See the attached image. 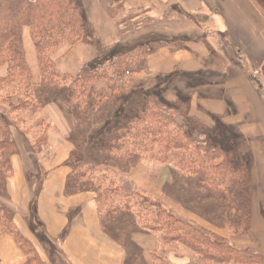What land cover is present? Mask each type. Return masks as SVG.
I'll use <instances>...</instances> for the list:
<instances>
[{"label": "crops", "instance_id": "1", "mask_svg": "<svg viewBox=\"0 0 264 264\" xmlns=\"http://www.w3.org/2000/svg\"><path fill=\"white\" fill-rule=\"evenodd\" d=\"M110 4L111 0H85L101 43L117 45L152 36L168 39L169 43L147 57L151 75L176 78L174 85L181 92L202 95L197 105L221 117L223 125L235 128L249 144L254 159L250 170L253 194L250 240L245 243L264 257V97L259 91L264 90L263 13L253 0H123L121 12L112 19ZM193 16L206 22L195 21ZM28 34L25 29L24 42ZM229 46L238 55L234 60L227 53ZM64 47L52 56L64 75L75 76L96 56L91 46ZM245 65L260 71L261 79L253 82ZM4 76L6 68L0 72V77ZM199 79L202 81L197 82ZM15 141L18 153L11 158L13 175L0 202L13 211L17 230L30 241L40 232L59 247L57 254L65 264H125L123 247L102 230L95 196L66 193L71 173L66 165L72 151L69 142L51 137L45 150L27 152L19 139ZM33 167L43 174L36 200L29 180L36 176ZM144 239V251H156V238L146 235ZM35 249L41 256L36 245ZM169 260L186 264L183 259ZM26 262L13 238L0 232V264Z\"/></svg>", "mask_w": 264, "mask_h": 264}, {"label": "trees", "instance_id": "2", "mask_svg": "<svg viewBox=\"0 0 264 264\" xmlns=\"http://www.w3.org/2000/svg\"><path fill=\"white\" fill-rule=\"evenodd\" d=\"M254 1L264 10V0ZM193 19L199 21L202 18L193 16ZM25 29L31 32L37 51L41 74L38 83L34 82L27 63ZM92 35L91 24L84 18L82 6L75 0H0V69L6 67L7 70L6 77L0 79V99H3L1 94L6 93L7 100L17 104L21 111L30 108L40 112L50 103L64 98L67 113L76 122L77 128L72 137L77 139L78 146L66 162L71 168L66 193L76 191L77 183L86 177L93 159H104L109 164H129L141 157L140 152H148L164 163L171 162L173 158L176 163L174 172L178 177L197 180L204 192L230 199L233 188L228 186V182L232 174H228L231 173L228 163L219 160L221 153L217 147L192 148L191 140L183 129L176 126L175 116L165 104H158L152 99L127 104L121 102L125 86L120 83L123 75H131L137 66L136 51L129 55L132 59L126 55L116 59L112 77H107L111 64L77 76L58 71L51 53L69 38L88 41ZM153 51L143 47L140 49L144 54L141 59L144 56L147 58ZM4 102L1 101V104ZM12 126L11 121L0 113V197L13 175L11 158L18 153L11 133ZM38 143L39 149L33 147L35 152L45 148L46 137L43 136ZM73 158L76 159L75 164ZM113 193L119 201L115 204L116 200H112L110 208H107L105 200L97 198L101 221L104 207L109 215L118 212L123 216L132 215V210L124 209L122 203L129 207L131 199L137 195L122 186L116 187ZM144 202L151 207L146 210L151 228H143L160 234L161 240L170 238L174 242L189 244L192 251L213 264L226 257L229 251H234L219 246L213 239L210 240L209 234L205 235L161 203L150 202L147 198ZM226 204L227 210H234L231 204ZM0 232L13 238L24 253L26 264H40L36 260L33 263L29 261L30 253L24 247V241L28 240L15 227L13 211L1 202ZM36 255L40 257L38 253Z\"/></svg>", "mask_w": 264, "mask_h": 264}, {"label": "rangeland", "instance_id": "3", "mask_svg": "<svg viewBox=\"0 0 264 264\" xmlns=\"http://www.w3.org/2000/svg\"><path fill=\"white\" fill-rule=\"evenodd\" d=\"M75 1L82 6L84 18L91 24L93 35L88 41L83 39H76L75 41V39L69 38L62 42L51 53V59L56 67L57 64L53 57L55 58V52L58 49L62 46H65V49L83 44L93 47L96 50V56L89 64L82 67L78 74L111 64L112 68L108 70L107 77H112L116 59L122 55L131 58L129 55L136 51L134 55L138 56L137 60H139L136 63L137 66L131 75L124 74L120 83L125 86L123 89L125 96L121 102L127 104L130 101L152 99L158 104H165L173 112L176 126L183 129V133L191 140V147L198 146L202 149L217 147L221 153L219 160L225 164L228 163L231 172L228 174H232L229 176L230 183L228 182V186L233 188V191L232 196L228 199L225 196L204 192L197 180H186L178 177L174 172L176 163H174L173 158H171V162L164 163V161L153 158L151 153L140 152L141 157L139 156V159L137 158L129 164H121V162L109 164L104 159H93V165H90L86 177L77 183L76 191L89 192L95 196L96 201L98 197H101L102 200L106 201L107 208H110V202L116 200L115 204H117L119 201V197L113 193L116 187L122 186L127 191L139 196H134L131 199L129 207L122 203L124 209L132 210L131 216H123L120 212L109 215L106 212V207H104L102 221L100 217L103 232L125 250V264H171L170 257L178 260L183 259L186 264H213L192 251L189 244L174 242L170 238L163 241L160 234L144 229L143 227L151 228L148 222V211H146L150 210L151 207L144 202L145 198L150 202L161 203L167 210L187 220L205 235L209 234L210 240L213 239L219 246L234 250L233 252L229 251L222 260H218L217 264H264V258L257 256L245 243L250 240L249 207L253 194L250 170L254 165V159L247 141L239 135L235 128L223 125L221 117L212 116L200 105H197V100H203L202 95L196 96L194 92H181L174 85L176 78L172 79L163 74L151 75L147 68L146 56L141 59L146 50L142 54L140 49L149 47L155 52L165 43H169V41L167 42L168 39L163 36H152L117 45L114 43L105 45L101 43L99 31L95 29L87 15L85 0ZM121 1L111 0L108 9L110 18L114 19L118 15L117 13L121 10ZM253 2L264 15V10L254 0ZM198 17L201 18V16ZM199 21L206 22L203 19ZM178 45H180V41ZM24 46L34 82L38 83L41 78L40 67L30 31ZM226 50L231 60L235 59V55L238 56L233 46L226 47ZM4 68H1L0 72ZM245 71L253 82L261 79V72L255 68L245 65ZM5 77H0V79ZM200 80L202 81L199 79L197 82ZM259 91L264 97V90L259 89ZM1 95L3 99H0V113L5 115L14 125L11 127L12 136L14 140L19 139L21 141H19L20 145L27 152L33 150V147L39 149L38 141L43 136L46 137L47 144L49 138L52 137L57 140H67L72 151L77 148L78 141L72 137L77 125L74 118L67 113L64 98L50 103L44 110L37 112L36 109L30 108L21 111L17 104L7 100L6 93ZM4 100L5 102L1 104V101ZM72 162L75 164L76 159L73 158ZM33 163L35 166V161ZM33 172L36 176L30 177L29 180L35 198L38 197L42 189L43 174L41 172L37 174L36 169ZM226 203L231 204L234 210L229 208L227 210ZM38 233L35 239L31 238V241L26 238L31 243L24 241V247L27 249V253H30L28 255L29 261L33 263L36 260L40 264H65L57 254L59 247L50 243L40 232ZM146 235L153 236L157 240V249L152 253L145 252V249L142 248V246L147 245L144 243ZM35 245L42 253L40 257L36 255Z\"/></svg>", "mask_w": 264, "mask_h": 264}, {"label": "built area", "instance_id": "4", "mask_svg": "<svg viewBox=\"0 0 264 264\" xmlns=\"http://www.w3.org/2000/svg\"><path fill=\"white\" fill-rule=\"evenodd\" d=\"M253 72H255V71H253ZM256 73H257V71H256ZM255 80H256V78H255Z\"/></svg>", "mask_w": 264, "mask_h": 264}]
</instances>
